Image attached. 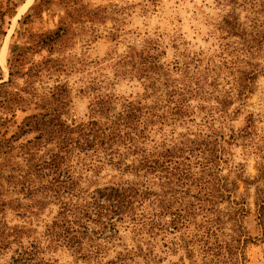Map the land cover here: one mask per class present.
<instances>
[{"label": "rangeland", "instance_id": "374dc122", "mask_svg": "<svg viewBox=\"0 0 264 264\" xmlns=\"http://www.w3.org/2000/svg\"><path fill=\"white\" fill-rule=\"evenodd\" d=\"M189 141L215 150L178 160L211 205L177 186L176 230L143 225L154 197L95 221L125 184L162 195L132 166ZM261 157L264 0H0V264H264Z\"/></svg>", "mask_w": 264, "mask_h": 264}, {"label": "trees", "instance_id": "16d2710c", "mask_svg": "<svg viewBox=\"0 0 264 264\" xmlns=\"http://www.w3.org/2000/svg\"><path fill=\"white\" fill-rule=\"evenodd\" d=\"M132 109L130 104L125 105V111L124 114L119 115L118 119L116 121H110V123L114 126H121L124 128H128V125L130 123V120L133 119ZM134 119H137L134 117ZM140 123V120H137ZM118 122V123H117ZM146 122V121H145ZM142 123V122H141ZM144 123V122H143ZM130 128V127H129ZM123 137L125 141H129L128 145H130L129 149L132 147H136L137 149V141L136 139H133L130 137V134L124 135ZM115 141H118L121 136H113ZM70 145V143H69ZM210 143H197L196 141H189V144H181L180 147H175L173 150H165L161 153H158L157 155L153 154H146L144 151L141 154L140 159L138 160V166H132V172H135L136 177L146 178V175L148 173H155L157 175L156 177L160 176V180L162 181L159 185L162 189V195L156 194V192H152L148 187L144 188V186H138L137 183L125 184L124 186H121V190L118 191L115 195H111L109 197V200L106 202V204H99L97 203L95 208L97 209L95 212L94 217H96L97 220H95L98 223H102L103 220H110L113 219V217H122V214L124 215V210L127 208L134 207L135 204H141L143 201L147 202L150 201V198L154 197L156 200L160 199V203L157 205L156 209H154L153 213H150V217H143V219L147 221H143V225L145 227H150V232L153 231V229L156 230H165V228L173 230L178 229V225H184L186 221L183 222V217L180 216L182 212L188 211L186 214L187 216H191V210L194 206V203L191 201H186L183 199H180L176 196H171L168 199L169 192H174L173 187H183L187 186L189 188H195L199 191V195L203 196L201 198H195L193 196V199H196V203L201 207L203 204H212L213 203V196L212 191L210 188H208V183L200 184L202 178H194V175H188L184 176L183 174L178 173V167L179 165V155L186 154V155H207V153L212 154L215 153V150L209 149ZM67 149V148H66ZM259 149V148H258ZM261 149V148H260ZM63 149H60V152H62ZM131 151V150H130ZM66 153V152H64ZM217 155V154H216ZM61 155L57 154L53 156L52 159V167L56 170H59V166L61 164ZM261 159H264V157H261ZM209 159L206 158V162L202 167V173L209 174L212 172L213 169H218L219 163L221 160H223L222 157L216 156V165H213L212 161H208ZM211 163V164H209ZM142 173V175H138V173ZM256 206H257V212H258V219L260 221L262 231L264 234V164L261 165L259 169V174L256 178ZM144 188V189H143ZM114 196V197H113ZM218 199L223 200V196L218 197ZM151 204H153L151 202ZM156 205V203L154 202ZM202 210V209H201ZM170 216L171 222L168 227H166L167 224L163 221L164 216ZM124 217L119 218L122 220Z\"/></svg>", "mask_w": 264, "mask_h": 264}]
</instances>
